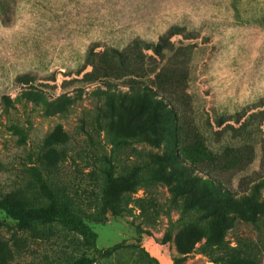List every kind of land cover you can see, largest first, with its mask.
Returning a JSON list of instances; mask_svg holds the SVG:
<instances>
[{
  "label": "rangeland",
  "instance_id": "1",
  "mask_svg": "<svg viewBox=\"0 0 264 264\" xmlns=\"http://www.w3.org/2000/svg\"><path fill=\"white\" fill-rule=\"evenodd\" d=\"M130 91L194 175L264 204V0H0V199L44 209V186L94 233L0 209L4 264H264V217L193 230L190 177L166 136L134 142Z\"/></svg>",
  "mask_w": 264,
  "mask_h": 264
},
{
  "label": "trees",
  "instance_id": "2",
  "mask_svg": "<svg viewBox=\"0 0 264 264\" xmlns=\"http://www.w3.org/2000/svg\"><path fill=\"white\" fill-rule=\"evenodd\" d=\"M153 95V94H152ZM152 95L144 94L141 97L136 91H130L121 96L122 112L128 113L130 115H135L137 118H144L149 121L148 125L144 124L146 122L139 123V126L134 124L135 122H128L133 124V132L137 135L134 136V142H148L150 137L146 134L151 133L153 136V142L158 144L164 136V142L167 143V156L172 163V167L178 171L181 179L187 178L184 182L187 184L188 177H190L188 182V187L191 191L190 197L192 198L191 208L192 213L195 215L194 220H188L195 232L204 231L209 232L208 225L210 222L218 224L220 222L222 225L221 229H216L215 232H221L226 229L234 221V217L238 216L249 222L254 228L258 229L257 223L261 222V217H264V204L257 201L256 191L249 194L234 195L224 187H222L218 182L213 181L211 178H201L194 175L189 169V165L185 164L174 148H171L172 143L169 138L174 135V128L172 125L166 129V126L161 124L156 118V111L147 113L146 109L140 105V102H144V99L152 100ZM154 96V95H153ZM163 103V102H162ZM126 104V105H124ZM160 116L171 120L174 116L172 111H170L165 104H161ZM98 121H100L101 116L96 115ZM162 118V122H163ZM151 120V121H150ZM148 132V133H147ZM142 136V137H141ZM137 169H140L138 167ZM135 174L131 175L129 178L132 179V184H138L137 178H134ZM105 178L110 184L112 179V174L110 172L105 173ZM183 182V183H184ZM105 192L109 195V186L105 187ZM46 199L48 200V205L44 209L37 208H27L11 195H5L0 199V209L3 210L5 215L16 223V226L20 230H25L29 227L30 223H51L59 222L70 230L77 231L79 234L83 235L88 241L92 242L94 239V233L91 232L80 220L73 218V216L64 207H57L59 204V197H56L53 192L41 186ZM132 193L135 191L131 189ZM179 198L182 199L183 190L180 191ZM61 201V198H60ZM62 203V201H61ZM60 205V204H59ZM185 218V217H184ZM227 224V225H226ZM168 238V235H165ZM119 245H115L110 249L99 250V259H105L110 256L114 251L119 249ZM190 248V246H189ZM189 248L187 247L184 253H187ZM97 260V259H96ZM5 258L0 257V263L4 264ZM95 260H89L86 258L81 259L73 264H96Z\"/></svg>",
  "mask_w": 264,
  "mask_h": 264
}]
</instances>
